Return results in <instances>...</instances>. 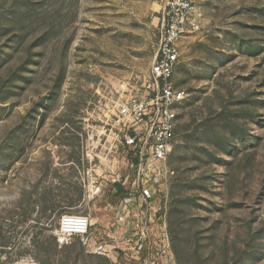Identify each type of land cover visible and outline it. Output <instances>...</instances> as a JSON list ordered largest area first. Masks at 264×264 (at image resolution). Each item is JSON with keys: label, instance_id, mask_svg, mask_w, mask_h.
I'll return each mask as SVG.
<instances>
[{"label": "rangeland", "instance_id": "rangeland-1", "mask_svg": "<svg viewBox=\"0 0 264 264\" xmlns=\"http://www.w3.org/2000/svg\"><path fill=\"white\" fill-rule=\"evenodd\" d=\"M162 1L0 0V264H264V0H195L174 147L131 189L117 104ZM67 214L91 227L61 243Z\"/></svg>", "mask_w": 264, "mask_h": 264}, {"label": "built area", "instance_id": "built-area-1", "mask_svg": "<svg viewBox=\"0 0 264 264\" xmlns=\"http://www.w3.org/2000/svg\"><path fill=\"white\" fill-rule=\"evenodd\" d=\"M156 18L160 41L148 77L142 86L117 104L123 127L122 146L133 165V176L136 175L131 189L142 203H148L153 197L156 182L146 180L145 170L152 163L166 160L174 147L179 109L187 98L186 90L176 86L174 81L180 43L199 24L195 0H163ZM90 227L91 220L87 216L64 215L58 241L69 243L73 236L88 233ZM143 242L145 237L141 235L139 246Z\"/></svg>", "mask_w": 264, "mask_h": 264}]
</instances>
